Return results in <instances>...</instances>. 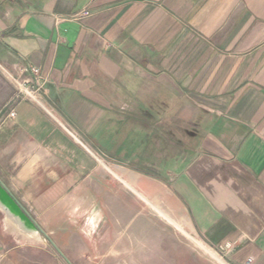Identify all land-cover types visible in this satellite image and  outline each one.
<instances>
[{"label": "crops", "instance_id": "0c3cea01", "mask_svg": "<svg viewBox=\"0 0 264 264\" xmlns=\"http://www.w3.org/2000/svg\"><path fill=\"white\" fill-rule=\"evenodd\" d=\"M0 179L73 264L120 250L128 191L264 264V0H0ZM43 240L0 205V264H69Z\"/></svg>", "mask_w": 264, "mask_h": 264}, {"label": "rangeland", "instance_id": "374dc122", "mask_svg": "<svg viewBox=\"0 0 264 264\" xmlns=\"http://www.w3.org/2000/svg\"><path fill=\"white\" fill-rule=\"evenodd\" d=\"M95 157L98 160L105 159L107 164H112L111 161L101 155ZM111 167L114 169L113 166ZM107 171L114 174L108 169ZM128 192L138 200V215L131 220L129 225V227L135 230H125V227L122 228L123 230H120L122 239L117 245L120 250L107 252V255L100 260L104 262L103 264H220L176 225L168 221L155 208L150 206L144 198L135 195L133 191ZM129 200L130 198H128ZM127 204L129 205V203ZM157 206L161 209L159 204ZM126 211H129V209H126ZM187 231L191 232L195 237L217 252L227 263L231 264L200 235L193 230L187 229ZM110 238L113 242L112 235ZM118 240L117 238L116 241ZM108 241L109 237L107 239ZM41 242L40 246L48 248L51 252L53 251L54 254H57L58 258L63 259L50 241L43 240ZM34 243L37 244V242ZM43 252L37 253L35 251V255L38 256L39 254L45 260L47 257L44 256Z\"/></svg>", "mask_w": 264, "mask_h": 264}, {"label": "water", "instance_id": "95a60500", "mask_svg": "<svg viewBox=\"0 0 264 264\" xmlns=\"http://www.w3.org/2000/svg\"><path fill=\"white\" fill-rule=\"evenodd\" d=\"M0 205L7 214L12 218L25 232H40L47 236L56 250L65 258L69 264H73L71 260L63 253L57 244L47 235L39 224L33 219L28 210L23 204L15 197L9 188L0 179Z\"/></svg>", "mask_w": 264, "mask_h": 264}, {"label": "built area", "instance_id": "2783aa9c", "mask_svg": "<svg viewBox=\"0 0 264 264\" xmlns=\"http://www.w3.org/2000/svg\"><path fill=\"white\" fill-rule=\"evenodd\" d=\"M30 71L36 76L37 78V84L32 83L31 81H27V80H23L18 78L17 76H15L14 74H12L10 71H6V76L9 79V81L13 84V86L16 89V93L23 97L24 99H27L29 101H33L39 105H41L46 111L47 113L54 119H57V116L54 112L53 109L45 107L44 106V101H43V83H40V70L37 67L32 66L30 68ZM16 112L15 111H11L9 113V117H15ZM70 133L72 134V136L74 138H78L77 134L72 131L71 129H69ZM91 153L94 156H97L98 154L94 153L91 151ZM103 161H105V159H102ZM106 162V161H105ZM226 250H231V246L230 244H227L226 246ZM253 261V258H249L247 260V264H251Z\"/></svg>", "mask_w": 264, "mask_h": 264}, {"label": "bare ground", "instance_id": "6f19581e", "mask_svg": "<svg viewBox=\"0 0 264 264\" xmlns=\"http://www.w3.org/2000/svg\"><path fill=\"white\" fill-rule=\"evenodd\" d=\"M100 162L111 172H113V170L109 167V165L103 161L100 160ZM195 241L199 244V246L208 254H210L212 257H214L220 264H229L227 263L222 257L219 256V254L217 252H215L214 250H212L209 246H207L203 241L196 239Z\"/></svg>", "mask_w": 264, "mask_h": 264}]
</instances>
